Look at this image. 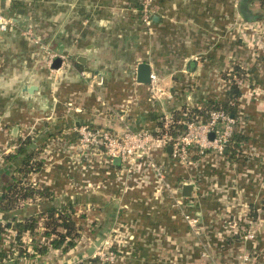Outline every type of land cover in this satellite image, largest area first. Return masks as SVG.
Masks as SVG:
<instances>
[{"label": "crops", "instance_id": "0c3cea01", "mask_svg": "<svg viewBox=\"0 0 264 264\" xmlns=\"http://www.w3.org/2000/svg\"><path fill=\"white\" fill-rule=\"evenodd\" d=\"M234 1L154 0L145 26L138 0H0L12 20L0 31V264H88L118 223L131 240L117 264H239L242 253L264 264V50L225 30L236 9L247 21L264 18L256 16L264 15V0H237V8ZM140 62L154 81H137ZM235 66L246 74L238 77L243 85L235 81L241 93L233 106L259 154L246 165L237 160L231 172L225 150L199 172L183 210L148 198V183L142 193L131 182L124 189L118 164L112 172L92 158L91 175L86 158L67 161L80 125L156 131L179 123L176 113L220 105L229 89L225 74ZM152 84L160 89L154 97ZM168 156L159 161L170 166ZM166 171L173 183L188 179L182 168ZM184 211L198 215L199 233ZM65 214L77 233L67 249L68 237L57 238L65 234ZM27 221L33 229L17 238L16 224ZM249 233L254 237L245 238Z\"/></svg>", "mask_w": 264, "mask_h": 264}, {"label": "built area", "instance_id": "2783aa9c", "mask_svg": "<svg viewBox=\"0 0 264 264\" xmlns=\"http://www.w3.org/2000/svg\"><path fill=\"white\" fill-rule=\"evenodd\" d=\"M153 3L154 0H138L137 10L140 21L145 26L151 24ZM234 6L237 8V0L234 1ZM11 25V18L0 12V31H6ZM226 27H228L227 32L232 37L241 40L248 47L253 50H264V18L247 21L240 17L236 9L235 18ZM24 34L30 35L31 32L27 29ZM34 44L39 45V41L34 39ZM55 56L57 55L50 53V61ZM66 60L61 55L62 65L65 64ZM233 78L236 77L233 76ZM151 81H154L152 76ZM235 81L238 85H243L244 80L237 77ZM150 90L151 97H154L160 91L154 84L150 86ZM179 123L184 125V130L175 135L169 133L168 123H164L163 128L156 131L148 129L133 130L128 127L121 131H111L110 129L83 124L76 128L77 139L69 157L75 155L88 160L97 157L101 162H105L109 170L112 169V172H115V169L112 168L115 167L114 161L118 159L120 169H116V179L117 183H120L124 189H127L125 186H129L128 182L133 183L132 188L134 186L142 188L143 183H148L151 187L148 198L152 199L153 195H158V199L161 197L165 200L169 199L170 206L183 210V196H177V194L180 195L181 186L190 184L192 187H196V178H201L199 172L207 164L211 166L216 159L223 156L235 131H238L243 125L233 116L220 109L209 110L205 120H181ZM210 134H212V137H210ZM168 146L171 147V151L166 154ZM246 146H248V142L243 141L239 148H236V154L238 153L239 156L246 154L258 156V152L255 153L251 149L247 151ZM2 154L0 153V166ZM166 155H169L170 166L164 161H159L160 157L164 159ZM259 157L264 164L263 155H259ZM167 166L170 169L182 168L187 172L188 177L186 178L188 179L173 183L168 178ZM141 173H144L145 177L141 176ZM141 177L144 181L139 180ZM260 179L262 182V178ZM183 219L193 233L199 232L200 219L197 214L185 212L183 213ZM126 230V226L124 227L120 223L115 225L97 247L93 255L96 261L87 263L117 264L119 259L126 253V247L131 240L130 230ZM253 237V233L245 236V238ZM238 259L239 264H252L249 253L239 254Z\"/></svg>", "mask_w": 264, "mask_h": 264}, {"label": "trees", "instance_id": "16d2710c", "mask_svg": "<svg viewBox=\"0 0 264 264\" xmlns=\"http://www.w3.org/2000/svg\"><path fill=\"white\" fill-rule=\"evenodd\" d=\"M243 2L248 3L250 0H241ZM257 17H264V15H262L261 13L256 15ZM245 72L243 69L235 66L232 69V72L230 73H226L225 76L228 77L229 80V89L227 92V97L221 101L220 105H216V104H209L207 107L202 108L200 110H190V111H185V113H176L175 114V118L179 119L181 118L182 120H205L207 118L208 115V111L209 110H213V109H220L226 113H228L229 115L233 116L235 119H237L238 121L241 120L239 117L241 115L238 114V112L236 111V109L233 106V102L236 100V98L240 95V91L238 86L235 83V79L233 78V76L235 77H244L245 76ZM184 130V125L181 123H174L170 125V131L169 133L172 135L181 133ZM246 129L245 127H241L240 129H238V131H235L234 136L232 137L231 142L228 144L227 147V154L230 155L231 158H234L236 152V148H239L240 144L243 141H247V137H246ZM27 165V164H26ZM2 198V197H1ZM62 223H60V225H62L63 227H65V234H58V241L63 240L64 236H65V240L68 237L66 244H65V249H67L68 247L73 246V239L75 236H77L76 233V228L74 226V224L72 223L70 217L65 214V216H63L62 218ZM53 224H55V222H52ZM17 227V238L20 237V235L24 232V230H32L34 227V222L32 221H27L24 222L22 224L18 223L16 224ZM55 245H57V241L54 242ZM42 251V250H41ZM96 260L95 259H91V263H94Z\"/></svg>", "mask_w": 264, "mask_h": 264}, {"label": "water", "instance_id": "95a60500", "mask_svg": "<svg viewBox=\"0 0 264 264\" xmlns=\"http://www.w3.org/2000/svg\"><path fill=\"white\" fill-rule=\"evenodd\" d=\"M60 62V59L58 57H55L53 59V67H57ZM136 79L140 83H149L151 80V71L148 63L140 62L136 67ZM28 92H31V88L28 89ZM210 137H212V134H210ZM168 152L171 151V147H167ZM119 160L115 159L114 163L118 164ZM180 195L183 197H190L191 195V185L190 184H183L181 186Z\"/></svg>", "mask_w": 264, "mask_h": 264}, {"label": "rangeland", "instance_id": "374dc122", "mask_svg": "<svg viewBox=\"0 0 264 264\" xmlns=\"http://www.w3.org/2000/svg\"><path fill=\"white\" fill-rule=\"evenodd\" d=\"M225 30H228V27H225ZM249 55H252V52H250V54ZM248 149H250L249 148V146H246V150L248 151ZM263 155V161H264V151H263V153L260 155V156H262ZM235 157L237 158L236 159V161H235ZM77 158V157H76ZM83 157H80V160L82 159ZM250 158V155L249 154H246V155H242V156H239L238 155V153L237 154H235V156H234V158L231 160V162H230V164H229V171H233L234 170V164L235 163H238L239 161H237V160H240V162H243V163H245V165H246V163L250 160L249 159ZM68 160L67 161H69V155H68V158H67ZM89 160L88 159H86V169H88V167H89V170H87V173L89 172V173H91V175L93 174L94 175V172H93V168H92V162H88ZM91 161V160H90ZM261 163V162H260ZM68 166H69V169H74L75 171H78L77 170V165L76 164H72V163H70V164H68ZM91 167V168H90ZM248 169V168H247ZM246 169V170H247ZM245 170V171H246ZM86 171V170H85ZM248 172H249V169H248ZM86 173V172H85ZM263 173H260V175H259V181H261V179L260 178H262L263 179V181H264V175H262ZM84 175V174H83ZM263 187V186H262ZM132 189V188H131ZM134 189H137V190H140L141 191V193H142V188H139V187H137V186H134V188H133V190ZM213 189H215V187L213 188ZM234 199H235V197H234ZM230 206H232L233 208H234V204H232V205H230ZM229 206V207H230ZM182 207H184V206H182ZM171 208H175V206H171ZM184 209V208H183ZM224 221H225V224L226 225H230V224H232V222H233V220L232 219H230V220H226V218H224ZM200 222H202V221H200L199 220V224H201ZM202 228V227H201ZM199 230V229H198ZM131 233V232H130ZM199 233V232H198ZM108 236V235H107ZM106 236V237H107ZM105 237V238H106ZM103 242V241H102ZM101 242V243H102Z\"/></svg>", "mask_w": 264, "mask_h": 264}]
</instances>
